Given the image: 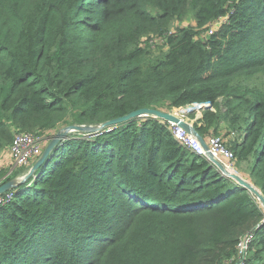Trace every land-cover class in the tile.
<instances>
[{
	"label": "trees",
	"instance_id": "16d2710c",
	"mask_svg": "<svg viewBox=\"0 0 264 264\" xmlns=\"http://www.w3.org/2000/svg\"><path fill=\"white\" fill-rule=\"evenodd\" d=\"M187 17L195 27L171 33ZM155 36L166 51L152 57ZM257 75L264 0H0V152L20 133L210 104L196 132L230 140L235 170L264 196L263 83L242 86ZM9 191L0 264H237L264 220L250 192L151 116L72 136ZM253 235L243 262L264 264V224Z\"/></svg>",
	"mask_w": 264,
	"mask_h": 264
},
{
	"label": "built area",
	"instance_id": "2783aa9c",
	"mask_svg": "<svg viewBox=\"0 0 264 264\" xmlns=\"http://www.w3.org/2000/svg\"><path fill=\"white\" fill-rule=\"evenodd\" d=\"M218 22L219 20L214 23V24L217 23L218 25L216 26L215 29H213L214 24L208 27V29L210 30L207 35H211L213 32L220 29V27L223 24H219ZM157 38L161 39L163 43L164 39L162 37L155 36L149 39V45L152 47L157 45L153 42V40ZM143 118H148V117H142L140 119ZM158 121L171 133L174 141L179 146H181L182 148L191 152L195 156L200 157L206 160L211 165H213L214 168L222 177L229 179L225 172H228V174L234 173L235 175H238L235 172L236 171L235 156L230 151L231 150L230 147H228L227 144L222 141L221 137L212 136L208 138V141L207 143H205L204 146L196 134L192 132H186L182 128L178 127L177 124L165 122L162 120H158ZM41 144H42V139L40 138V136L26 134V133L16 134L14 136L12 144L9 146L8 157L14 163V166L16 168L27 167L32 162L33 158H35L37 155H39L42 152ZM214 161L220 163L222 170L219 169L214 164ZM13 187L15 186L13 185ZM7 195L9 197L8 200H6V197L0 196V205L10 202L14 197V194L11 191ZM253 240H254L253 233H248L246 236H244L241 239L237 247V252H238L237 264H244L243 261L245 260L249 246L253 242Z\"/></svg>",
	"mask_w": 264,
	"mask_h": 264
},
{
	"label": "rangeland",
	"instance_id": "374dc122",
	"mask_svg": "<svg viewBox=\"0 0 264 264\" xmlns=\"http://www.w3.org/2000/svg\"><path fill=\"white\" fill-rule=\"evenodd\" d=\"M219 24H226V23H229V18H221L219 19ZM195 22L193 20L192 17H187L186 19H183V20H180V21H176L174 22L173 26L171 27V33H173L176 29H181V28H187V27H195ZM217 23L213 25V29L216 28ZM209 30L210 29H205V31H199V30H196V34H197V39L198 38H201L203 39L208 33H209ZM218 30H216L215 32H218ZM153 42L157 45H155L154 47H147V46H144L146 47V49H149L151 50L150 52L152 53V57H155V56H159L160 54L164 53L166 51V48L163 47L162 44V40L157 38V39H154ZM145 41L142 43L144 45ZM163 47V48H161ZM263 83V85L261 86V88L264 89V75H257L255 76L252 80H249V81H246V82H243L242 86H245V85H248L250 87L254 86H259ZM217 103L219 104V108L221 109V112H224V100L223 99H219L217 101ZM208 104L205 105H197L194 104L192 106H189V107H185V108H181V109H173L171 110L169 113L173 114L174 116H176L177 118H179L180 120L182 121H185L187 122L189 125L190 124H195L197 123V120L200 119V117L202 116V113L204 110H210V111H214L212 109H209V106H207ZM188 115H191L192 117H188ZM225 125H222V127L220 128V131L223 132V130H225ZM73 127V126H72ZM81 128L83 126H80ZM69 128L70 127H66V128H63L62 126L59 128L58 131H56L55 133H45V134H39L40 138L42 139V144H41V148H42V152L37 155L35 158H33L32 162L27 166V167H24V168H16L14 166V163L9 159L8 157V149H5L4 151H1L0 152V186L1 185H4L6 183H12L14 186H17V185H20L23 181H25L26 178H28L31 173V169L34 167V165L40 160V158L42 157L45 149L48 147L49 144H51L55 139H57L58 135H62L64 136L63 139H61L59 142H58V145L55 147V149L53 150V152L51 153L52 155L58 151V149L60 148V146L62 144L65 143L66 140H69L72 136H77L80 135V136H84V137H92L94 135H97L99 132H96L94 134H83V133H79L77 131L73 132V131H69ZM222 135V134H221ZM216 137H219V136H216ZM232 139H239L240 137L238 135L234 136V134L232 135ZM227 144V143H226ZM230 144V140L227 144V146ZM233 143H231L232 145ZM229 147V146H228ZM236 174H238L239 176H241L243 178V176L235 171ZM244 179V178H243ZM259 191L260 189L257 188ZM10 191H7L3 194H0L1 197H6V200L9 199L8 197V193ZM261 192V191H260ZM19 194V192H17L14 197L12 198V200L17 197ZM253 197L255 198V200L259 203L258 199L253 195ZM11 199V198H10ZM260 205V204H259ZM248 234V232H247ZM246 234V235H247ZM245 235V236H246ZM250 249V248H249ZM249 251V250H248Z\"/></svg>",
	"mask_w": 264,
	"mask_h": 264
},
{
	"label": "water",
	"instance_id": "95a60500",
	"mask_svg": "<svg viewBox=\"0 0 264 264\" xmlns=\"http://www.w3.org/2000/svg\"><path fill=\"white\" fill-rule=\"evenodd\" d=\"M208 106L210 107V104H208ZM149 116H152L155 119L162 120L165 122L177 124L178 127L182 128L186 132H192V133L196 134L199 137L201 143L205 146L203 139L198 135V133L194 130V128L191 125H189L185 121L180 120L179 118H177L176 116H174L171 113H162L159 111L139 110V111L133 112V113H131L125 117L109 121V122H107L103 125H99L97 127H82L81 128L80 126H73V127L69 128V131H73V132L77 131V132L83 133V134H94V133L99 132L100 130H102L104 128L124 124V123L132 121V120L140 119L142 117H149ZM63 138H64V136L58 135L57 139H55L51 144L48 145V147L45 149L40 160L31 169V171H30L31 174L35 173L41 166L44 165L46 160L52 155L51 153L53 152L55 147L58 145V142ZM214 164L219 169L222 170V167H221L219 162L214 161ZM225 173L229 179L234 181L237 185L246 189L248 192H250L252 195H254L258 199V201L262 207L263 213H264V196L262 195V193L254 185L249 183L247 180L243 179L241 176L235 175V174L234 175L228 174V172H225ZM12 188H13L12 183H6L0 187V194H3L5 192L9 191ZM263 224H264V220L262 221V223L260 225L251 229L249 231V233H253L255 230H257Z\"/></svg>",
	"mask_w": 264,
	"mask_h": 264
},
{
	"label": "crops",
	"instance_id": "0c3cea01",
	"mask_svg": "<svg viewBox=\"0 0 264 264\" xmlns=\"http://www.w3.org/2000/svg\"><path fill=\"white\" fill-rule=\"evenodd\" d=\"M201 117H202V116H201ZM201 117H200V119H201ZM200 119H198V120H200ZM198 120H197V121H198ZM190 125L194 128V125H197V123H195V124H190ZM221 134H222V133H220L218 136L220 137ZM203 141H204V143H207L208 139L203 140ZM233 142H234V140H233ZM227 144H228V143H227ZM228 146L230 147L231 144H229ZM7 154H8V153H7ZM9 159H10V158H9ZM1 186H2V185H1ZM1 186H0V187H1Z\"/></svg>",
	"mask_w": 264,
	"mask_h": 264
},
{
	"label": "bare ground",
	"instance_id": "6f19581e",
	"mask_svg": "<svg viewBox=\"0 0 264 264\" xmlns=\"http://www.w3.org/2000/svg\"><path fill=\"white\" fill-rule=\"evenodd\" d=\"M192 106V105H191ZM196 106H197V104H196ZM200 106V105H199ZM189 107V106H188ZM201 107V106H200ZM229 174H232V175H234V173H229Z\"/></svg>",
	"mask_w": 264,
	"mask_h": 264
}]
</instances>
